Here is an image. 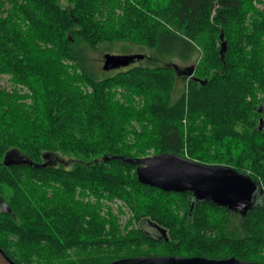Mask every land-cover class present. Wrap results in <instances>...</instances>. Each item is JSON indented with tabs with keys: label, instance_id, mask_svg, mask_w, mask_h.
<instances>
[{
	"label": "trees",
	"instance_id": "trees-1",
	"mask_svg": "<svg viewBox=\"0 0 264 264\" xmlns=\"http://www.w3.org/2000/svg\"><path fill=\"white\" fill-rule=\"evenodd\" d=\"M258 4L264 0H0V77L11 82L0 86V195L9 204L0 249L14 263L175 255L264 264ZM116 43L156 55L99 78L83 50ZM175 59L196 66L181 77L177 98ZM167 153L248 174L263 199L238 214V230L227 208L203 201L192 209V192L141 184L132 160ZM9 155L40 167L6 165ZM45 156L52 162L41 166ZM116 201L133 213L132 229L121 226L123 209L107 204ZM147 222L168 240L148 233Z\"/></svg>",
	"mask_w": 264,
	"mask_h": 264
},
{
	"label": "water",
	"instance_id": "water-1",
	"mask_svg": "<svg viewBox=\"0 0 264 264\" xmlns=\"http://www.w3.org/2000/svg\"><path fill=\"white\" fill-rule=\"evenodd\" d=\"M223 39V36H221ZM228 45L225 41L221 45V56L225 58ZM147 58L144 54L134 55H114L105 54L103 57L102 70L105 72L116 71L130 67L132 64L141 62ZM178 76L193 77L196 66H189L184 69L177 64H172ZM264 125V120L260 119V126ZM18 160L12 156H7L4 164L27 163L40 167L24 156H18ZM46 166L52 161L49 156H45ZM110 157H104L107 161ZM99 161L97 160L96 163ZM138 165L137 175L141 184L160 189L165 192L185 193L192 192L194 205L211 201L218 207L227 208L235 214L245 217L253 207L263 199V188L261 183L250 175L241 173L233 167L224 165H207L193 161L187 157L175 153L156 154L132 160ZM258 192V193H257ZM256 193L258 195H256ZM261 200L259 203L258 197ZM9 211L7 200L0 195V215ZM162 236L168 240L167 232L161 227ZM1 250V249H0ZM111 264H262L258 262H248L235 257L224 259H211L206 257H183L175 255L167 256H137L126 257L112 262Z\"/></svg>",
	"mask_w": 264,
	"mask_h": 264
},
{
	"label": "rangeland",
	"instance_id": "rangeland-1",
	"mask_svg": "<svg viewBox=\"0 0 264 264\" xmlns=\"http://www.w3.org/2000/svg\"><path fill=\"white\" fill-rule=\"evenodd\" d=\"M261 10H264V4H258L257 5ZM155 49H151L145 46H140V45H136V44H132V43H116L110 46H102L99 49H92V48H85V50H83V54L84 57L86 59V64L89 67L90 70H92L99 78L102 77V66H103V57L105 54L109 53V54H114V55H134V54H144L147 57L152 56L153 54H155ZM174 64H177L180 68L184 69L186 67L192 66V64H184L182 63L180 60L175 59ZM142 64H147L146 60L141 61L139 64L137 63L134 66H138V65H142ZM149 64V63H148ZM160 65H165L163 62L160 63ZM172 66V65H171ZM133 67V66H131ZM179 78L177 79V84H176V88L174 91V97L177 98L179 96V94L181 93V91L183 90V86H184V82L181 79L182 76H178ZM0 86L1 87H7L10 88L11 87V82L9 80V76H2L0 77ZM261 98H264V94L260 95ZM149 156H152L149 155ZM258 193V192H257ZM256 193V195H258ZM261 200L260 196L258 197V201L257 203H259ZM108 205H110L111 207H113L114 212L118 213L119 208L123 209V213L120 214V223L123 229H132V227L134 225H137V223L134 225L132 224L131 226H129L127 228L128 223L130 222L133 213L131 212V210L123 205V202L121 201H116V202H112V203H107ZM103 213H106V210H104ZM241 219V216L236 214L234 215V228H238L239 230V221ZM145 230L149 232L148 228L145 227ZM236 230V229H235ZM151 234V233H150ZM33 262L38 261L39 264H42L38 258H32Z\"/></svg>",
	"mask_w": 264,
	"mask_h": 264
},
{
	"label": "flooded vegetation",
	"instance_id": "flooded-vegetation-1",
	"mask_svg": "<svg viewBox=\"0 0 264 264\" xmlns=\"http://www.w3.org/2000/svg\"><path fill=\"white\" fill-rule=\"evenodd\" d=\"M137 63L139 64L140 62H137ZM137 63L132 64L131 66H134ZM145 227L148 228L149 232L155 235L156 237L158 238L163 237L161 233V226L147 222L145 224ZM0 264H19V263H14L2 250H0ZM20 264H39V263L38 261H36V262H25V263H20Z\"/></svg>",
	"mask_w": 264,
	"mask_h": 264
}]
</instances>
